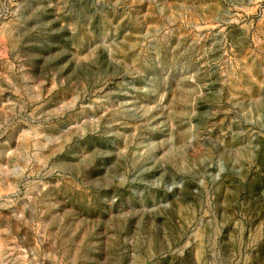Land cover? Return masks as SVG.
Segmentation results:
<instances>
[{
	"label": "rangeland",
	"instance_id": "1",
	"mask_svg": "<svg viewBox=\"0 0 264 264\" xmlns=\"http://www.w3.org/2000/svg\"><path fill=\"white\" fill-rule=\"evenodd\" d=\"M0 264H264V0H0Z\"/></svg>",
	"mask_w": 264,
	"mask_h": 264
}]
</instances>
